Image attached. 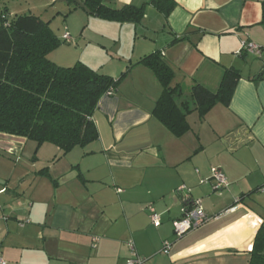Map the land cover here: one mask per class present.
I'll use <instances>...</instances> for the list:
<instances>
[{"label":"crops","instance_id":"0c3cea01","mask_svg":"<svg viewBox=\"0 0 264 264\" xmlns=\"http://www.w3.org/2000/svg\"><path fill=\"white\" fill-rule=\"evenodd\" d=\"M108 1L145 5V14L142 41L119 68L130 66L127 75L92 115L97 140L61 155L52 144L0 132L1 255L6 264H126L132 252L143 264H248L247 248L264 226V191H257L264 184V79L253 80L264 55L234 53L242 41L264 48L262 0H174L166 17L149 0ZM118 24L135 45L138 26ZM156 50L173 70L178 103L192 106L193 84L216 91L224 69H237L229 105L202 118L191 111L189 131L175 137L150 114L160 83L137 64ZM213 166L227 178L220 194L201 182ZM179 185L191 189L185 200ZM191 199L201 200L209 219L177 238L172 221ZM164 240L172 243L168 254Z\"/></svg>","mask_w":264,"mask_h":264},{"label":"trees","instance_id":"16d2710c","mask_svg":"<svg viewBox=\"0 0 264 264\" xmlns=\"http://www.w3.org/2000/svg\"><path fill=\"white\" fill-rule=\"evenodd\" d=\"M67 2L78 7L72 0ZM83 2L90 14L122 24L137 25L145 14V5L115 6L108 0ZM147 4L164 17L175 6L174 0H149ZM260 23L264 25V0ZM51 30L49 22L35 15H13L5 6L0 7V132L24 137L38 146L52 144L65 155L97 140L92 115L106 92H115L130 66L114 78L80 61L68 67L58 66L47 55L64 39L61 42ZM137 64L150 69L160 83L161 93L150 114L175 137L189 131L187 115L191 111L202 118L217 104L228 106L241 78L237 69L228 67L216 91L193 84L189 93L191 106L188 100L178 103L181 90L173 83V70L160 52L143 55ZM260 79H264V68L253 80ZM40 172H44L43 168ZM256 232L248 264H264V226Z\"/></svg>","mask_w":264,"mask_h":264},{"label":"rangeland","instance_id":"374dc122","mask_svg":"<svg viewBox=\"0 0 264 264\" xmlns=\"http://www.w3.org/2000/svg\"><path fill=\"white\" fill-rule=\"evenodd\" d=\"M4 6L13 15L32 14L45 22H49L51 31L61 39V42L63 41V34L69 33L70 41L64 40L47 55V58L58 66L68 67L80 61L94 70L119 74V68L131 56L135 55L131 51L135 50L136 52V47L138 48L140 41H142L139 24H137L138 30L136 32L138 34L136 36L137 41L134 45V36L130 30H125L127 29L124 28L125 26L122 27L121 24L87 13L80 7L73 8L68 2L0 0V7ZM234 54L239 56L242 53L237 50ZM251 57L247 59L249 63L255 62V58L252 59ZM249 68L247 65L245 72Z\"/></svg>","mask_w":264,"mask_h":264},{"label":"built area","instance_id":"2783aa9c","mask_svg":"<svg viewBox=\"0 0 264 264\" xmlns=\"http://www.w3.org/2000/svg\"><path fill=\"white\" fill-rule=\"evenodd\" d=\"M63 39L65 41H70V35L69 33L65 32L63 34ZM240 53H248V54H253L257 57H262L264 55V52L258 45L249 42V41H242L240 48L238 50ZM114 93L113 90H108L106 92L105 96H110ZM222 170L218 166H213L211 167V174L210 178L206 180H202L201 182H211L212 184V189L214 192L217 193H222L223 190L228 188V182L227 178L224 175ZM191 189L184 186V185H179L175 192L180 195L181 199L185 200L187 199L188 194L190 193ZM258 191H264V184L261 185L258 188ZM234 210L233 208H229L225 210V212ZM182 216L178 219H174L172 221V229L174 236L177 238H180L185 234L186 232L193 230L194 228H197L201 225H203L206 221H208L209 217L206 215L205 210L202 206V202L200 199H191V204L188 207L183 208L182 210ZM220 215H216L215 218L217 219ZM151 221L155 226H158L160 223V216L156 213H152L150 215ZM97 239L92 238V246L95 247ZM172 243L168 240L163 241V249L162 253L168 254L169 253V247H171ZM132 249V246H131ZM248 251H251L252 247L249 246ZM1 250H0V264H6V260L3 258L1 255ZM144 259L137 257L134 252H132L131 257L127 260L126 264H143Z\"/></svg>","mask_w":264,"mask_h":264},{"label":"water","instance_id":"95a60500","mask_svg":"<svg viewBox=\"0 0 264 264\" xmlns=\"http://www.w3.org/2000/svg\"><path fill=\"white\" fill-rule=\"evenodd\" d=\"M56 1H59V2H67L68 0H56ZM76 6L84 9V11H86L87 13H90V10L84 5V2L83 0H72Z\"/></svg>","mask_w":264,"mask_h":264}]
</instances>
